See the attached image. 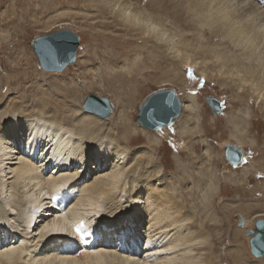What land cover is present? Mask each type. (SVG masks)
<instances>
[{
	"label": "bare ground",
	"instance_id": "6f19581e",
	"mask_svg": "<svg viewBox=\"0 0 264 264\" xmlns=\"http://www.w3.org/2000/svg\"><path fill=\"white\" fill-rule=\"evenodd\" d=\"M86 1L100 14L110 16L115 26L125 33L124 37L120 35L122 38L136 44L135 47H132L133 43L114 46L116 41H112L113 47L110 46L121 53L95 50L87 57L89 64L100 62L118 66L121 63L125 67L123 72L110 79L105 73L100 77L116 91L134 90L139 84L137 74L141 67L136 61L141 58L137 53L155 55L156 58L166 55L172 63L166 70L169 74L177 68L192 70L203 80L201 88L209 84L232 91L229 108L236 105L237 110L228 116L224 125V128L228 126L231 139L245 141L252 128L261 124L254 119L251 107L254 104L255 112L264 114V0H196V15L185 17L183 28L189 31L181 33L178 45L174 44L175 34H169L163 23L151 19L143 10L131 8L124 0ZM195 21L201 27L200 31L209 33L204 43H198L200 35L193 33L198 30ZM3 35L0 34V42L5 40ZM134 54L137 56L132 58ZM26 74L19 73L22 77ZM179 75L180 78L176 75L172 79L188 99V105L182 108L193 111L194 117L199 98L191 94L190 80ZM10 76L3 77L8 85L7 93L12 95L11 90H15L17 96L0 110V177L3 178V174L10 176L8 183L0 179V264L217 263L216 246L210 245V236L202 228L203 222L207 220L213 229H221L225 220L228 224L230 221L228 217L218 221L213 213L206 214L212 210V203L218 196L217 181L209 168L200 173L201 177L191 186V190H195L194 198L198 200L194 207L204 213V219H201L177 202L178 198L172 194L176 189L173 183L168 189L163 187L167 183L164 177L158 176L160 170L151 151L150 154L139 148L127 151L139 141V136L135 138L129 128L126 110L129 105H123V97L114 95L122 107V119H119L120 124L114 123V128L119 125L125 129L127 138L123 139L125 142L130 140L127 145L117 141L113 129H103L106 123L100 116L77 106L81 103V91L72 79L46 84L53 86L55 93L38 87L32 90L31 87H35L32 84L20 92L17 82L21 77L18 74ZM0 96L1 99L3 95ZM187 121L189 119L182 118L176 132L177 141L183 143L180 149L184 150L187 147L182 136L188 137L191 132L186 126ZM166 128L159 133L147 129L153 131L151 141L159 143L163 138L161 132L166 136ZM226 132L222 130L220 134ZM249 142L251 151L259 156L258 143ZM240 144L236 147L244 153ZM201 153L210 161L209 151ZM90 161L97 165L94 173L89 171ZM8 163L12 166L3 169ZM256 164L264 177V152ZM146 167L148 169L144 171L148 174L144 175L141 170ZM79 168L84 172L79 173ZM5 170L9 172L5 173ZM227 180L234 182L230 178ZM241 181H235L236 185ZM256 191L257 188L252 189L253 193ZM105 207H108V214L103 213ZM5 208L11 212H6ZM12 212L16 213L18 221L15 220L22 224V230H19L20 226L10 225V220L14 219ZM91 216L97 218L92 222ZM197 218L198 222H195ZM116 220L123 225L112 228L113 231L102 227V223L114 225ZM245 222V227L239 231L225 230L227 239L231 236L235 242L240 233H246L251 225L247 220ZM31 231L38 234L32 246L26 242ZM112 232H119L118 243L112 239ZM249 236L250 242L252 235ZM248 246L250 249V244ZM244 251L239 247L229 256L234 253L233 261L243 264L244 260L240 258Z\"/></svg>",
	"mask_w": 264,
	"mask_h": 264
},
{
	"label": "rangeland",
	"instance_id": "374dc122",
	"mask_svg": "<svg viewBox=\"0 0 264 264\" xmlns=\"http://www.w3.org/2000/svg\"><path fill=\"white\" fill-rule=\"evenodd\" d=\"M124 1L131 5V8L141 12L143 10L151 19L157 22L160 21V24L163 23V26L168 30L169 34H175V45H178L177 41L181 33L185 30V32L189 31L183 28L185 17L187 15H196L195 13L198 8L196 0ZM195 9L196 12H194ZM195 22L194 24L196 25L197 21ZM196 26L198 30H194L193 33L194 35L197 33L200 35L198 43H204L209 33L206 30L200 31L201 27L198 24ZM203 27H205V25ZM58 30L73 31L79 37V45L74 63L69 64L62 72L50 73L41 68L34 51V45L31 42L36 37L49 35ZM0 34H4L3 36L5 37V40L0 42V95H3L0 99V110L4 108L5 103L9 102L11 98L16 99L14 97L17 96L15 90H11L12 95L7 93L8 85L4 78L9 74L11 75L10 77H14L17 74L21 77L17 82L20 86V92H23L24 89H27L29 85L32 84L35 85L34 88L31 87L32 90L42 88V90H46L50 93L53 86H47L46 84H49V82L52 83L54 80L63 79H67L68 81L72 79L79 88V91H81V98L79 99L81 103H77L80 109L82 108L85 98L89 95L107 98L113 104L111 114L106 119L102 118L104 123H106L103 129H113L115 136L118 137L117 141L127 145L130 144V140L125 142L123 139V137L127 138V135L125 136V129H122L119 125L118 128H114V123L117 122V124H120L119 119H122V113H120L122 107L116 102V97L114 96L120 95L123 97V105H129V107L125 106L129 115V128L133 131V136L135 138L139 136V141H135V144L130 147L128 146L129 149H127V151H134L137 150V148H139V151L144 150V152L148 154H150L151 151L153 160L158 165L157 169L160 170L158 176L164 177L167 183L163 187L168 189L170 188L169 185L172 186L173 183L176 189L172 191V194L178 198L177 202H179L186 211L197 215L201 219H204V213L200 208L194 207L198 200L194 198L195 195L193 192H195V190H191V186L195 183L196 179L201 177L200 173L206 172L208 168V170L212 172V177L217 181L216 188L218 196L212 203V210H209L206 214L213 213L218 221H224L226 217H228L230 221L228 224L225 220L223 222L224 226L223 228L221 227V229L216 226V228L213 229L211 227L212 225L207 223V220L203 222L202 228L210 236V245L216 246L214 255L215 257H219L217 263L234 264L235 261H233L232 257L234 253H232L231 256H229V254L233 250H239V247H243L245 251L240 258V260H244L243 264H264V256L255 258L250 253L248 246L249 240L247 238L249 236L247 235L248 231L250 229L254 230L255 225H253V223L255 224L256 219L264 220V177L258 166H256V162L262 158L264 152V114H262V116L261 112H255L256 108L253 107L254 104L251 107L254 111L253 117L255 120H259L261 124L255 126L257 128L253 127L251 130L252 132L249 131L250 136L248 139L246 138L245 141L231 139L228 126L224 128V125L226 124L225 122L228 116L237 110L236 105L233 108H229L232 91L219 86H210L209 84H207L205 88H201L203 87V85H201L203 84V80L192 70H181L177 68V70L174 69L172 73L169 74L166 71L172 65L169 56L160 55L156 58L155 55L152 56L146 53H137L138 57L141 58V63L140 61H136V64L141 67V72L137 74V78L139 79V84H136L137 87H135L134 90H127L124 88V91H116L114 87L106 83L105 79L102 80L100 77L105 73L106 78L110 79L112 76H117V74L123 72L125 67H123L121 63H118V66H108L100 62L89 64L87 62V57L92 55L95 50L97 52H111L112 54L121 53V51L112 48V41H116L114 46L121 44L124 46L127 43H133V41H130L131 39L122 38L121 36L124 37L125 33L119 26H115L110 16L100 14L93 4L86 0H0ZM1 39L2 36H0V40ZM135 46L136 44L133 43L132 47ZM137 55H132V58ZM128 63H130V61H128ZM24 72L25 74L27 73L25 77L19 75V73L23 74ZM178 74L190 80V92L194 94V97L199 98L197 107L194 110L195 116H192L193 111H189V109H185L184 111V108H182L174 125L166 128V136L161 132V137L163 136V138H161L159 143L155 144L151 141L152 138H150L153 131L147 130L137 123L138 108L150 93L162 88L174 89L182 107H184V105L187 106L188 99L185 98L182 89H180L175 80L172 79V77L176 75V77L180 78ZM52 92L55 93L54 91ZM227 98L229 99L228 103H226ZM208 99H215L219 102L221 106L219 114L215 115L210 106L207 105ZM182 118L186 120L189 119L186 126L191 130L188 137L187 135L182 136L187 150H184V148L180 149L183 143L182 141H177L176 138V132L179 130L177 125ZM215 128L217 130H215ZM222 130L227 131V134H220ZM160 131L154 133H159ZM249 141L258 143V147L260 148L259 156H257V153L254 155V152L251 151L252 145ZM239 142L242 146L240 148L244 152L243 159L241 163L234 168L225 159L224 148L226 145L231 144L237 146ZM205 151L210 152V161H207L202 155L201 152ZM251 163H254L255 166H252ZM190 164L193 167H191ZM9 165L12 166V164L8 163L4 165L3 169L7 168ZM96 166L93 161H90L89 171L91 173L96 172ZM146 169L148 168L146 167L141 170L142 174H144L143 172H145L144 170ZM78 171L79 173L84 172L80 168ZM8 172V170H5V173ZM103 172L104 171H102V173ZM147 174L148 173L145 172L144 175ZM9 177L10 176H4L3 174V178L0 177V179L8 183L10 182ZM223 178H226L225 182ZM229 178L230 180H234V182L227 180ZM238 180H242V183L236 185L235 181ZM87 183L88 182H83V184ZM226 188H228L227 191H225ZM255 188H257V191L253 193L252 189L255 190ZM1 201L2 200H0V202ZM6 208L9 209L8 207ZM6 208V212H11V210L8 211ZM105 208L107 212L104 211L105 209L102 211H104V214H108V207ZM13 213L14 219L10 220V225L14 227H16V225H22L16 222V213L12 212V214ZM240 217L244 220L243 224L240 223ZM96 218V216H91V221L93 222ZM245 220L249 222L251 228L244 234L240 233L235 239V242L232 241L231 236L228 240L225 235V230H229L232 233L234 230L239 231V229L241 230L245 227ZM116 221L118 222L114 225L102 223V227L105 226L110 231H113L112 228L123 225V222L120 223L119 220ZM195 222H198V218ZM205 225H207V227H205ZM105 227L104 230L107 229H105ZM18 228L19 230L23 229L21 226ZM9 233L15 234V232L12 231H9ZM34 233L36 234L37 232L31 231V234L28 236L29 239L26 238V242L31 246L37 241L38 234H36L35 237ZM116 234L112 232V239L118 243L119 232ZM87 236H90V234ZM87 236L83 237L82 240ZM104 236L106 237L105 234ZM229 241L231 244H228ZM242 243L245 245H242ZM19 244L20 240L16 245L18 246ZM113 248L115 249L116 247L113 246ZM80 253L81 250L78 254ZM238 264L242 263L239 262Z\"/></svg>",
	"mask_w": 264,
	"mask_h": 264
},
{
	"label": "water",
	"instance_id": "95a60500",
	"mask_svg": "<svg viewBox=\"0 0 264 264\" xmlns=\"http://www.w3.org/2000/svg\"><path fill=\"white\" fill-rule=\"evenodd\" d=\"M34 51L41 68L48 72H62L76 60L79 37L70 30H58L49 35L36 37ZM208 105L214 114H219L221 106L215 99H208ZM83 110L106 119L113 110V104L104 97L89 95L82 105ZM181 102L174 89L162 88L150 93L138 108L139 126L159 131L174 125L181 112ZM242 151L236 145H226L224 155L232 167H237L243 158ZM240 223L244 220L240 217ZM256 231V234H255ZM251 236L250 252L256 258L264 256V220L256 219L255 230L248 231ZM255 234V235H254ZM254 235V236H253Z\"/></svg>",
	"mask_w": 264,
	"mask_h": 264
}]
</instances>
